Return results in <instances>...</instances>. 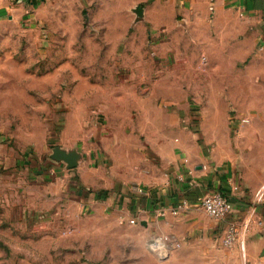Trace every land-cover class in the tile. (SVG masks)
<instances>
[{"label":"rangeland","instance_id":"obj_1","mask_svg":"<svg viewBox=\"0 0 264 264\" xmlns=\"http://www.w3.org/2000/svg\"><path fill=\"white\" fill-rule=\"evenodd\" d=\"M138 4L153 17L173 7L35 0L0 23V264H242L217 239L153 235L130 222L117 198L107 206L78 193L83 173L127 168L140 148L156 158L164 140L210 154L217 131L255 163L246 149L258 123H245L258 96L255 26L228 10L138 26ZM57 146L78 152V166L52 158ZM156 237L176 250L152 247ZM52 240L61 251H51Z\"/></svg>","mask_w":264,"mask_h":264},{"label":"crops","instance_id":"obj_2","mask_svg":"<svg viewBox=\"0 0 264 264\" xmlns=\"http://www.w3.org/2000/svg\"><path fill=\"white\" fill-rule=\"evenodd\" d=\"M168 1L173 5L172 10L162 8V12H158L159 15L154 17L146 6L138 4L137 6L143 9L141 14H138L137 25L148 22L154 26L169 25V21H164L165 17L173 23L178 22L179 17L191 22L199 18L204 11L228 10L239 12L255 26L256 47L251 66L255 67V89L258 96L252 103L255 112L248 114L249 121L245 119V123L255 121L258 124L255 140L247 142L249 137L244 133L237 137L239 147L244 146L246 142L250 143L246 150L247 153L254 152L255 163L233 154L228 142L229 136L226 137V134L224 136L218 131L212 137L214 141L209 143L212 145L210 154L201 152L193 142L194 147L191 148L183 141L176 145H164L167 142L164 140L156 149V158H152L151 153H146L145 148H140L138 152L141 153V159H128L127 168L112 169L111 173L115 178H112L111 173H104L102 177L96 178L83 173L82 188L86 193L82 197L85 200H105L107 206L114 205L117 198L118 203L126 207L130 217H140L138 229L153 235H170L174 241L181 243L195 234L196 238H205L209 245L218 240L224 246L223 237L229 222L245 217L250 226L245 237L244 255L237 248L224 247L237 251L241 255L242 264H264V0ZM28 3L34 4L35 0H0V23L5 19L22 16ZM243 57H247V53ZM157 159L160 165L154 166L153 164L158 163ZM135 186L146 188L149 194H138ZM217 190L225 191L234 204L231 217L225 221L211 218L198 205L200 198ZM184 197L190 199V207L183 209L179 214H173L171 209ZM57 199L58 197L51 195V202ZM164 210L165 215H159V212ZM181 229H187L189 233L182 232ZM61 246L58 242L51 241V251H61ZM165 249V255L168 256L176 250L169 246V243ZM54 262V258H51V264H56ZM44 263H49V260L41 258L34 264Z\"/></svg>","mask_w":264,"mask_h":264},{"label":"built area","instance_id":"obj_3","mask_svg":"<svg viewBox=\"0 0 264 264\" xmlns=\"http://www.w3.org/2000/svg\"><path fill=\"white\" fill-rule=\"evenodd\" d=\"M134 189L140 195L149 194V191L142 186H135ZM190 205V199L184 197L171 209V212L173 214H179L183 209L190 207ZM198 205L211 218L219 221L228 220L231 217L234 209L233 201L223 190L213 191L204 195L198 201ZM159 215H165V210L160 211ZM139 221V216H135L130 219L132 224L138 223ZM249 226V220H247L245 217L230 221L226 227L223 237V245L227 248H237L244 255L245 237L249 230ZM168 241V237H156L154 238L152 247L166 250L165 246L169 243Z\"/></svg>","mask_w":264,"mask_h":264},{"label":"water","instance_id":"obj_4","mask_svg":"<svg viewBox=\"0 0 264 264\" xmlns=\"http://www.w3.org/2000/svg\"><path fill=\"white\" fill-rule=\"evenodd\" d=\"M142 7L136 9L138 14H141ZM52 158L66 162L67 168L72 169L78 166L80 155L76 151L65 150L59 146L53 148Z\"/></svg>","mask_w":264,"mask_h":264},{"label":"trees","instance_id":"obj_5","mask_svg":"<svg viewBox=\"0 0 264 264\" xmlns=\"http://www.w3.org/2000/svg\"><path fill=\"white\" fill-rule=\"evenodd\" d=\"M82 192H83V189L80 191V193H79V194H81V195H83V196H84L86 192H84V193H82Z\"/></svg>","mask_w":264,"mask_h":264}]
</instances>
